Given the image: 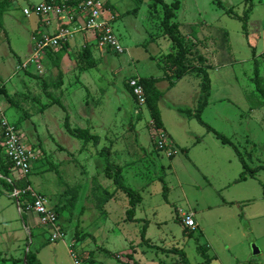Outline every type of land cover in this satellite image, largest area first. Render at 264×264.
I'll use <instances>...</instances> for the list:
<instances>
[{"label":"rangeland","instance_id":"obj_1","mask_svg":"<svg viewBox=\"0 0 264 264\" xmlns=\"http://www.w3.org/2000/svg\"><path fill=\"white\" fill-rule=\"evenodd\" d=\"M41 1L12 0L3 15L0 86L12 104L2 95L0 102L4 117L33 158L29 185L45 196L48 206L64 210L58 218L64 237L50 242V229L33 211L19 210L0 181V264L23 260L29 250L36 252L40 264H74L73 257L81 264H175L179 256L163 251L173 248L185 253L188 264L264 262V106L251 82L253 48L264 79V0H219L238 15L252 5L248 37L241 23L218 9L215 0H164L179 3L173 21L187 38L186 45L193 44L188 63L198 65L202 56L207 65L211 90L201 119L233 146L181 112L193 114L197 108L201 78L187 74L175 79L166 69L163 58L174 46L163 35L157 16L148 11L150 0H100L115 16L111 25L126 51H94L95 66L85 77L68 74L64 90L53 85L57 72L54 66H44V55L27 62L33 54L37 18L24 16L23 9ZM90 44L91 50L95 40ZM80 53H73L72 59L83 71L87 64ZM29 74L47 83V92L60 99L65 112ZM150 77L163 78L156 84L162 94L159 130L147 106L139 107L127 87L131 78ZM65 116L71 127L98 135L99 144H85L67 133ZM158 139L165 143L163 149ZM105 147L111 148V162L122 166L124 184L142 197L135 221L126 220L129 199L120 191L100 206L102 190H115L104 172L105 158L99 155ZM234 147L250 170L260 168L253 177L246 174L239 180L244 168ZM177 211L192 214L193 231L184 230ZM75 229L78 237H90L77 242ZM253 246L260 254H252Z\"/></svg>","mask_w":264,"mask_h":264},{"label":"trees","instance_id":"obj_2","mask_svg":"<svg viewBox=\"0 0 264 264\" xmlns=\"http://www.w3.org/2000/svg\"><path fill=\"white\" fill-rule=\"evenodd\" d=\"M47 3H50L52 0H44ZM74 1H82V0H74ZM138 2L141 0H137ZM216 5L218 9H221L224 11V13L229 16L232 19H235L241 23V30L245 37H248V21L250 18V14L252 11V5L248 6L242 13V15H238L232 7L225 8V6L221 3L219 0H215ZM245 2H250V0H244ZM107 5V3L104 4V7ZM158 6L161 8V16L158 14ZM11 8V0H0V29L3 28L2 25V18L3 14L8 11ZM179 8L178 1H175L174 3H171L170 5L167 4L164 0H150V3L148 4V11L150 14L157 16L159 19L160 27L162 29L163 35H166L173 43L174 51L172 53L167 54L163 59L165 60V66L166 69L171 70L172 76L175 77V79H180L181 77L187 75V74H195L196 76H199L201 78V84H200V93L201 98L199 99L197 108L195 109L194 113L188 111H181L182 113L193 116L199 124L206 127L208 132H212L215 134V136L224 144H230L229 139L224 137L223 135L215 132L210 126L205 124L202 119V113L207 105V100L210 95L211 90V80L209 77V74L207 72V65L204 64V58L202 56H199L197 58L198 65L195 64H189L188 63V56L192 53V50L194 48H191L190 44L189 46L186 45V37L182 36V34L179 31V24L177 22H174L173 19L175 18V11H177ZM68 45H63L60 49V51L64 52L65 49H67ZM82 60L87 64V69H90L95 66L92 62V53L89 46L83 47L80 53ZM252 56H253V76L251 78V82L253 83L255 87V91L258 93V95L261 98V105L264 106V79L260 75V68H259V62L256 59V52L255 49H252ZM58 66V64H57ZM167 75V74H166ZM31 78L37 79L41 81V87L42 91L44 92L45 96L50 97L51 103L53 105H57L60 107L62 111L65 112V107L61 103L59 98H54L50 95L49 92H47L48 85L45 81L41 80L36 75L29 74ZM163 78L162 77H150V78H140L139 83L143 87L144 94H145V106H147L150 114V119L152 120V123L154 125L155 129H162L163 123L161 120V114L158 107V102L162 96L161 92L156 88V84L160 82ZM62 80H63V73L61 71L58 72L57 77L55 81H53V85H55L57 88H60L62 86ZM51 83V84H52ZM173 82L170 81V87H172ZM128 90L130 94L132 95L131 88L127 85ZM0 95L4 96V98L11 103L12 97H10L7 93V90L4 86L0 87ZM144 106V107H145ZM64 127L71 136L74 138L82 140L85 144L92 143L93 145H97L100 142V137L96 134H91L89 129L85 128H74L70 126L69 123V117L65 116L64 118ZM1 139V138H0ZM1 142V140H0ZM235 152L240 159V162L244 168V171L240 173L239 180H242L246 174H248L250 177H253L255 172L259 170L260 168H255L253 170H250L241 155V153L238 151L236 147H234ZM111 148L105 147L100 152L99 155L103 156L105 158V169L104 172L106 176H108L110 179H112L113 184L115 186L114 192L110 193L107 190H102V200H100V206L103 207L106 202L111 200L114 197L115 192L120 191L124 193L128 199H129V209L126 211V220L127 221H135L134 214H135V207L139 205L142 201L141 195L133 190L132 188L126 186L124 184V177H123V168L122 166L111 162ZM172 156V155H171ZM11 166L6 162L4 158L3 149L0 145V176L2 177L1 184L3 185L4 189L8 192H11L13 190V187L23 188L26 183L23 181H16L13 184L9 183L7 179L10 177ZM161 182H163L162 178H159ZM164 190V197L166 199L165 193L167 192L166 186H163ZM66 191H70V188H67ZM72 197L75 198V194L72 195ZM75 201V199L72 200V202ZM56 207V206H55ZM53 207L57 218H59V213H62L64 210L60 208ZM81 213V211H80ZM146 227V226H145ZM188 230V229H184ZM184 231V232H186ZM145 229L142 230V237L143 240L146 242L147 240L144 239ZM75 237L76 241H82L86 237H90L89 234L83 233L78 237V231L75 229ZM148 242V241H147ZM165 252H171L174 254H177L179 256L178 261L175 264H188L187 259L185 256V253L182 250H178L176 248L170 249V250H163ZM131 257V255H128ZM20 262H23V264H40L37 260L36 252L28 251L25 255V260L15 259L13 260V264H18ZM132 264H136L133 262Z\"/></svg>","mask_w":264,"mask_h":264},{"label":"built area","instance_id":"obj_3","mask_svg":"<svg viewBox=\"0 0 264 264\" xmlns=\"http://www.w3.org/2000/svg\"><path fill=\"white\" fill-rule=\"evenodd\" d=\"M108 12L104 3L100 0H52L50 3L41 2L29 6L23 10L24 16L34 15L40 19L45 26L52 23L57 24L55 33L52 35L42 34L33 42V54L29 62L39 58L43 50L58 48L61 43L68 42L79 33H92L99 50H112L116 54L126 51L117 38L112 23L115 16ZM37 62V61H36ZM131 88L132 97L139 107H144L146 100L143 87L138 78H131L127 82ZM0 145L3 149L4 158L11 166L10 172L14 175L7 181L13 184L23 181V188L13 187L10 197L16 202L17 208L33 211L40 218L41 224L50 229L49 241L57 242L63 239L64 232L58 223L57 215L53 207L48 206L44 195L34 191L29 185L27 177L30 173V163L33 159L30 151L21 143V138L16 127L9 123L4 117V109L0 103ZM159 149L165 147V143L158 139L156 141ZM171 156V151L167 152ZM182 224L186 229L193 231L196 227L191 213L181 215ZM74 264H81L73 257Z\"/></svg>","mask_w":264,"mask_h":264},{"label":"crops","instance_id":"obj_4","mask_svg":"<svg viewBox=\"0 0 264 264\" xmlns=\"http://www.w3.org/2000/svg\"><path fill=\"white\" fill-rule=\"evenodd\" d=\"M41 2H44V0H42ZM41 2H39V3H41ZM36 4H38V3H36ZM30 6H32V5H30ZM107 11L108 12L105 13L106 16L108 15L109 12L110 13L112 12V11H109V10H107ZM111 14H113V13H111ZM114 21H115V19H114ZM36 25L37 26L34 29V32H33L32 36H31L32 42H34V40L36 38H39L42 34H47V35L54 34L55 30L57 28V24H55V23H52L51 25H48V26L43 25L39 18H37ZM50 27H53L52 31L50 30ZM77 36H80V37H77ZM81 38L83 39L82 42L80 41ZM92 40H94V37H93L92 33H86V34L79 33V34H76L75 37L73 39L69 40L68 42L61 43L58 48L47 49V50H51V51L42 52L41 55H44V56L46 55V57H44V56L41 57V62H45L44 66H46V67H48V66H52L53 67L54 66L57 74H58L59 71H61L63 73L62 86L60 87L62 90H64L63 88L65 86V78H66V76L68 74L78 73L79 78L85 77V74L87 73L86 70H88V69L80 71L78 69V67H77V64L75 63V61L72 58H73V53H75L77 51H81L83 49V47H85V46H89L90 47L92 45V44H90V41H92ZM63 45H68L67 49H65L64 52L60 51L61 50L60 48ZM91 50H92L91 53H94V51L95 52L98 51L100 54H104L105 53V50H99L96 46H94V44H93V47H92ZM27 61H28V59H27ZM22 62L23 61L19 62V64H21ZM57 64H58V66H57ZM44 66H41V68L44 67ZM39 69H40V67H39ZM8 95L10 96L9 93H8ZM11 104H12V101H11ZM1 106L3 108L2 104H1ZM1 180H2V177L0 176V181ZM0 192L2 193V191H0ZM5 192H6V190H5ZM6 196L9 197L8 191L6 192ZM1 212H2V207H0V214H1ZM177 213L179 214L180 211L179 212L177 211ZM181 215L182 214H179V217H181ZM3 222H4V220H3ZM3 222H2V224H3ZM6 223H8V222H6ZM39 243L42 244V242H40V241H39ZM258 264H264V262L262 261L261 263H258Z\"/></svg>","mask_w":264,"mask_h":264},{"label":"water","instance_id":"obj_5","mask_svg":"<svg viewBox=\"0 0 264 264\" xmlns=\"http://www.w3.org/2000/svg\"><path fill=\"white\" fill-rule=\"evenodd\" d=\"M252 254L255 256V255H258L259 254V250L253 246V252ZM24 260H25V256H24Z\"/></svg>","mask_w":264,"mask_h":264}]
</instances>
